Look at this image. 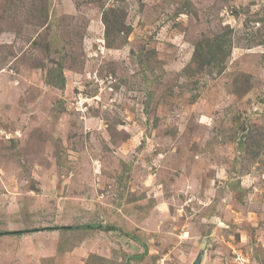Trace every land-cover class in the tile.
Returning a JSON list of instances; mask_svg holds the SVG:
<instances>
[{
	"label": "rangeland",
	"instance_id": "1",
	"mask_svg": "<svg viewBox=\"0 0 264 264\" xmlns=\"http://www.w3.org/2000/svg\"><path fill=\"white\" fill-rule=\"evenodd\" d=\"M202 249L264 264V0H0V264Z\"/></svg>",
	"mask_w": 264,
	"mask_h": 264
},
{
	"label": "trees",
	"instance_id": "2",
	"mask_svg": "<svg viewBox=\"0 0 264 264\" xmlns=\"http://www.w3.org/2000/svg\"><path fill=\"white\" fill-rule=\"evenodd\" d=\"M114 10V9H111ZM108 12L106 13L104 23L107 28L106 38L108 33L113 32L118 28V25L113 19H108ZM111 20H113L111 24ZM119 29V28H118ZM117 29V30H118ZM232 30L229 29L225 32L218 33L214 35L212 39H208L207 42L201 43L195 46L193 53V60L197 64L199 70H204L208 68L210 72L217 71V73H222L226 67V61L232 51ZM108 46H111L110 40L108 41ZM55 76V77H54ZM56 81H55V79ZM53 80L58 86L65 85V77L61 69H53ZM54 83V84H55ZM98 225H90L89 227L94 228ZM70 227V226H65ZM21 232L16 231L14 233ZM12 233V232H4Z\"/></svg>",
	"mask_w": 264,
	"mask_h": 264
},
{
	"label": "water",
	"instance_id": "3",
	"mask_svg": "<svg viewBox=\"0 0 264 264\" xmlns=\"http://www.w3.org/2000/svg\"><path fill=\"white\" fill-rule=\"evenodd\" d=\"M204 255H205V250L202 249L199 254L197 255L196 259L192 262V264H202L203 263V259H204Z\"/></svg>",
	"mask_w": 264,
	"mask_h": 264
}]
</instances>
